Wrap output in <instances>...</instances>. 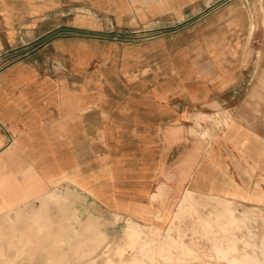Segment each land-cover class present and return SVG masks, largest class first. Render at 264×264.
Wrapping results in <instances>:
<instances>
[{
  "label": "crops",
  "instance_id": "0c3cea01",
  "mask_svg": "<svg viewBox=\"0 0 264 264\" xmlns=\"http://www.w3.org/2000/svg\"><path fill=\"white\" fill-rule=\"evenodd\" d=\"M224 5L0 0V264L23 263L7 258V232L22 235L23 214L55 215L38 207L55 198L63 211L76 207L79 220L88 207L162 229L191 197L190 225L207 232L240 229L248 209L264 211V0L253 37L214 14ZM137 28L167 31L143 49L157 62L137 59L155 65V89L69 88L70 65L80 76L100 54L76 38ZM188 28L189 44L167 46Z\"/></svg>",
  "mask_w": 264,
  "mask_h": 264
},
{
  "label": "rangeland",
  "instance_id": "374dc122",
  "mask_svg": "<svg viewBox=\"0 0 264 264\" xmlns=\"http://www.w3.org/2000/svg\"><path fill=\"white\" fill-rule=\"evenodd\" d=\"M223 1L225 5L214 14L229 17L232 29L246 30L250 37L258 34V0ZM182 31L178 33L179 39L167 46L189 44L190 28ZM166 32L137 28L76 38V42L86 43L92 50L100 49V54L80 76L70 65L69 88H83L90 95L146 93L155 89V65L144 67L137 64V59L146 57L153 63L157 54L143 49L157 46L156 38ZM252 39L248 43L256 46ZM254 58L258 60V50ZM64 59L62 55L54 56L55 65ZM131 59L135 60L134 67L128 64ZM138 75L143 79L140 85ZM258 93H264V87L258 88ZM226 120L227 115L218 117V124L225 125ZM190 201L191 197H186L171 225L159 232L124 218L90 213L93 208L88 207L79 220L78 209L70 206L63 211V203L57 198L49 203L40 202L38 207H54L55 215L43 214L45 211L41 210L38 215L23 214L24 219L19 222L24 223L26 230L22 235L7 232V258L12 261L16 254L18 258L22 256L23 263L16 264H264V211L248 209L240 229L238 223H231L226 231H199L196 225H190Z\"/></svg>",
  "mask_w": 264,
  "mask_h": 264
},
{
  "label": "bare ground",
  "instance_id": "6f19581e",
  "mask_svg": "<svg viewBox=\"0 0 264 264\" xmlns=\"http://www.w3.org/2000/svg\"><path fill=\"white\" fill-rule=\"evenodd\" d=\"M156 232H159L161 229L160 228H154Z\"/></svg>",
  "mask_w": 264,
  "mask_h": 264
}]
</instances>
